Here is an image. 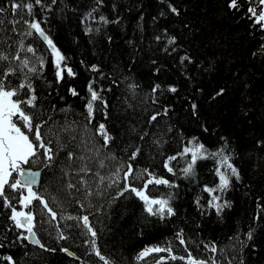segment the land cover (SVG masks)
I'll list each match as a JSON object with an SVG mask.
<instances>
[{"label": "trees", "instance_id": "16d2710c", "mask_svg": "<svg viewBox=\"0 0 264 264\" xmlns=\"http://www.w3.org/2000/svg\"><path fill=\"white\" fill-rule=\"evenodd\" d=\"M11 3L12 0H0V7L6 9L0 13L5 18L0 30V52H19L22 59L31 61V67L36 63V57L20 51L22 42L24 48L34 47L37 55L45 57L44 79L34 81L38 95L48 97L45 103H55L57 108L71 105L75 113L84 112V101L80 96L72 97L67 89L69 85L74 86L81 96H85L87 82L98 76L87 69L93 64L98 65L105 74V79L99 83L105 89H112L103 95L110 105L109 123L116 136L112 146L116 155L127 161L133 147L138 145L140 155L135 161H130L134 169L147 168L179 187L148 186V194L156 198L174 194L172 206L177 215L160 220L148 216L143 203L131 193L113 199L118 192L116 186L106 188L108 181L100 184L93 175L98 170L95 157L87 162L92 171L79 175V160L67 167V160L52 163L48 168L38 163L33 170L42 169L41 184L34 190L45 198L49 194L56 197L58 203L51 204L50 201V204L58 214L57 219L50 226L45 224L46 231L37 232L45 245L42 249L17 239L22 230L12 227L11 231H6L11 227L8 219L10 210L4 209L0 201V243L4 244L0 248V264H8L2 257L9 255L16 264H82V261L103 264L98 257L86 255L90 245L85 241L91 239L90 236L81 235V228L65 227L77 224L75 220L61 218L68 215L89 216L97 230V243L102 254L114 259L116 264H155L156 258L161 256L166 258V264H185V261L167 259L166 252L153 253L144 261L134 260L145 246L163 245L166 240H173L174 254L186 257L183 246L174 239L180 228L184 229L186 239L211 240L223 246L229 244V237L239 232V240L244 241V246L234 240V250L226 249L224 254L231 264H264V208L260 207L264 206V145L257 143L264 141V52L259 51L264 44L261 39L264 31L258 30L259 25L253 27L254 21L245 15L248 5L244 0H240V11L228 9L226 0H166L165 3L160 0H104V5L94 15L98 17L103 13L109 20H119V23L85 22L93 29L99 28L98 33H86L85 23H82L84 15L94 6V0H57L51 5V11H41L36 6L35 18L42 21L41 26L69 58L66 61L68 66L77 73L75 78L66 76L59 86L55 83L53 58L46 43L34 31L32 36L25 35L28 27L24 21H31L32 17L26 13L22 16L17 10L15 19L20 22L15 25L9 23L13 19ZM44 3L51 4V0H44ZM168 3L179 10L178 16L169 10ZM156 36H161V39L157 41ZM169 36L176 37L175 45H167ZM165 47H168V52L163 51ZM173 48L176 51H172ZM254 52L257 54L253 55ZM185 55L191 58V62L181 64L180 57ZM7 63L4 62L5 65ZM19 63L13 61L12 65ZM125 76L129 79L125 80ZM9 80L13 86L20 82L15 76ZM112 80L116 83L113 84ZM46 81L52 82L51 87L41 92V85ZM133 82L140 86L137 92L141 96L150 93L154 84H161L165 90L162 94L159 91L155 94L158 103L152 104L149 96L146 104H135L129 108L126 96L129 95L128 85ZM168 86H175L178 91L168 92ZM57 87L59 96L55 91ZM220 89H224L223 95L216 96ZM48 92L52 95L48 96ZM60 96L64 99L60 100ZM193 103L197 105L196 115L191 108ZM165 106L169 108L168 115L160 116L158 123L149 125L147 116L156 110L163 111ZM145 107L149 108L148 113L144 112ZM62 115H54V118L60 120ZM72 118L82 119L75 114ZM132 127L135 132L129 131ZM144 132L148 134L140 139ZM193 137L211 151L224 144L221 139L224 137L233 154L231 162L240 171L241 179L236 181L233 178L230 190L222 194L224 199L233 202L231 210H225L222 218L214 210L206 209L202 215L194 202L200 198L201 204L206 205L209 196L203 192L204 186L214 187L218 183L216 161L198 160L194 178H185L180 172L190 156H178L171 161L175 176L164 167L167 157L177 155ZM156 140L160 143H154ZM122 148H127V151H121ZM106 151L101 149V155ZM63 156L61 152L60 157ZM99 171L101 175L110 174L109 168ZM82 178L87 185L81 183ZM69 183L76 187L68 188ZM142 183L143 180L138 181L137 186ZM120 186L123 187L122 184ZM98 188L103 190V195L96 194ZM88 190L92 195H86ZM13 203L22 210L17 201ZM38 203L34 202L33 207ZM257 215L259 219H256ZM249 228L255 229L251 241H247L245 235ZM60 231L68 237L67 240L58 239ZM65 247L80 259L61 251ZM189 250L198 258L212 255L205 254L202 245L198 250L189 244Z\"/></svg>", "mask_w": 264, "mask_h": 264}, {"label": "snow or ice", "instance_id": "6c2138e0", "mask_svg": "<svg viewBox=\"0 0 264 264\" xmlns=\"http://www.w3.org/2000/svg\"><path fill=\"white\" fill-rule=\"evenodd\" d=\"M161 3H165L166 0H160ZM57 0H51V4H45L44 0H12L11 10L13 13V19L9 23L15 25L20 21L15 19V13L20 10L21 15L27 14L32 17L31 21L25 20L28 30L25 35L32 36L33 31L37 34L39 39L44 41L47 48L50 50V55L53 58L52 67L55 75V83L59 86L65 81L66 76L68 78H75L77 73L73 71V68L68 66L66 61L69 59L54 43L52 37L46 32L45 28L41 26L42 21L36 19V13L34 11L36 6H39L41 11L47 9L51 11V5L56 4ZM244 3L248 5L245 15L249 19H252L253 27L259 25V31H264V0H244ZM104 5V0H94V6L88 11L83 19L82 23L86 21H96L104 25L109 23H119V20H109L107 16L101 13L98 17L94 14L99 11V7ZM226 7L230 10L240 11L242 4L240 0H226ZM115 5H113V9ZM169 10L179 15V10L168 3ZM4 7H0V13L5 12ZM250 14V15H249ZM161 15H164L161 12ZM4 17L0 16V30L4 23ZM142 19V17H141ZM13 27V31H15ZM86 33H92L93 31L99 32L100 29H93L90 25L85 23ZM165 35H167L165 30ZM111 39V38H109ZM155 39L159 41L161 36H156ZM264 40V37H261ZM176 37H167V45H175ZM20 51H26L32 53L36 57V63L29 67L31 61L27 58L22 59L19 52L7 53L0 52V201L4 209H9L8 219L11 221V227H7L6 231H11L12 227L18 230H22L17 239L29 240L31 243L38 245L44 249L45 245L41 243L38 238V231H46L45 224L49 226L53 221L57 219V212L54 211L51 204L58 203L55 196L49 194L48 198L45 195L38 194L34 188L41 184V171L42 169L33 170L38 163H42L43 168H48L52 163H62L67 160V166H71L72 162L79 160L81 165L77 171L79 173H89L92 171L88 167V161H91L94 157L98 164V170L93 173L98 178L99 183L103 184L108 181L106 188L116 186L118 189L117 196L113 199L123 197L125 193H131L143 203V210L150 217H158L160 220L171 219L177 215L176 209L172 206V200L174 194H168V196L156 198L153 195L148 194V186L164 185L169 188H176L179 185L174 182L158 177L154 172L149 171L147 168L134 169L133 164L130 161H135L140 155V147L137 145L133 147L131 155L128 160H124L123 157H118L112 146L116 141V136L113 134L114 129L110 130V105L106 97L103 95L105 91L111 92V88L105 89L100 83V80L105 79V74L102 72L98 65H91L87 70L93 73H97L98 76H94L89 79L86 84V95L81 96L80 92L74 86H68V92L72 97L80 96L84 101V112L75 113V109L71 105H65L57 108L55 103H45L48 97L38 95L37 86L35 84L36 79L43 78V69L46 64V59L43 55H37V49L34 47H23L21 42ZM163 51L168 52V47H165ZM172 51H176L175 48ZM259 51L264 52V44L261 45ZM257 53H253L256 55ZM13 61H19L16 66L12 65ZM185 61L191 62V58L187 55L180 57V63ZM4 62H8L7 65ZM155 63V61H153ZM83 64V61H81ZM37 65L39 67H37ZM27 69V71H25ZM159 69H157V72ZM18 77L20 82L15 86L11 84L9 77ZM111 79V76L108 77ZM125 80L129 77H123ZM7 81V83H6ZM113 84L115 80L111 81ZM52 82L46 81L41 85V92L45 88H50ZM140 86L133 82L128 85L129 95L126 96V102L129 108H133L135 104L144 105L147 103L149 96L152 98V104L158 103L156 93L159 91L161 94L165 90L161 84H154L150 93H145L141 96L137 89ZM168 92L176 93L178 89L175 86H168L166 89ZM56 94L59 96V87L55 89ZM224 89H220L216 96L223 95ZM52 92H48V96H51ZM60 100L64 97L60 96ZM193 115H196L197 105L193 103L191 105ZM144 112L148 113L149 108L145 107ZM169 113L168 107H163V111H153L147 116V123L151 125L153 122H159L160 116H167ZM62 115V119L57 120L54 115ZM73 114L82 117V119H73ZM99 115V119H98ZM207 131V129H204ZM130 132H135L134 127L129 129ZM169 131L171 128L169 127ZM148 133L144 132L140 139H143ZM79 136V140L77 137ZM224 140V144L218 147L217 150L211 151L206 145L199 141L198 138H191L186 145L182 147V150L177 155L167 157L164 167L168 173L173 176L176 175V171L171 166V161L177 159V157L190 156L186 167L180 169L185 178L195 177L196 164L198 160L212 159L216 161L217 166L215 168V174L218 177V183L214 187L204 186L203 192L207 193L209 199L205 204H201V199L197 198L194 202L197 208L203 215L205 210H214L218 217L223 216L225 210H231L233 202L222 197L223 193L230 190L232 186V179L236 181L241 179L239 169L231 162L233 154L228 149L227 140ZM154 143L159 144L160 141L156 140ZM258 145H264V141H258ZM131 146V145H129ZM101 149L107 150L104 155H101ZM121 151H127V148H122ZM63 152L64 156L60 157V153ZM90 153V155H87ZM59 157V160L57 159ZM107 162V163H106ZM110 169V174L101 175L99 169ZM121 173L122 176H121ZM15 174V176L13 175ZM145 177H148L145 179ZM143 180V183L137 186V182ZM81 183L87 185V181L81 179ZM123 185L121 187L120 185ZM68 188L76 187L75 184L69 183ZM26 192V194H25ZM19 193V195H15ZM96 194L103 195V190L97 189ZM86 195H92L91 190H88ZM17 201L23 206L26 211H20L13 203ZM51 201V204H50ZM34 202H39L33 207ZM83 208L84 205L81 204ZM91 207V204H89ZM264 208V206H260ZM39 216V220L37 217ZM66 220L77 221L76 225H65V227H78L83 231L81 235L90 236L91 239L86 240L85 243L90 245V250L86 252V255H94L98 257L103 264H116V261L109 256L102 254L101 247L97 243L98 233L93 224L89 220L88 215L83 216H71L61 217ZM259 219V215L256 216ZM39 224V228L37 225ZM58 227V225H57ZM199 227V225H197ZM255 229L249 228L246 232L247 241L253 240ZM26 233L27 235H24ZM58 239L67 240L68 237L64 235L63 231L58 234ZM174 239L178 241V244L183 246L187 256L176 255L173 253V240H166L163 245L157 244L153 246H145L140 252L136 254L134 260L144 261L153 253H168L167 259L176 261H185V264H231V260L225 256L226 249L234 250L235 245L232 241H239L244 246V241L239 240V232L236 235L229 237V244L226 246L217 245L215 241H194L189 238H185L184 229L180 228L174 234ZM189 244L195 246L196 249H200L203 246L205 254L211 253L212 255H204L202 258H198L193 255V252L189 250ZM4 244L0 243V248H3ZM48 250V249H45ZM54 251V249H52ZM61 251L65 252L68 256L76 257L75 252L69 251L68 248H62ZM222 257V258H218ZM2 259L8 261V264H16V261L12 256H4ZM82 264H91V262L82 261ZM155 264H166L165 257H157Z\"/></svg>", "mask_w": 264, "mask_h": 264}, {"label": "water", "instance_id": "95a60500", "mask_svg": "<svg viewBox=\"0 0 264 264\" xmlns=\"http://www.w3.org/2000/svg\"><path fill=\"white\" fill-rule=\"evenodd\" d=\"M41 174H42V171H41ZM40 180H41V178H40ZM40 186V185H39ZM39 186H36L34 189H37ZM29 244H31V245H34V246H37L38 247V245H35V244H33V243H31L29 240H26Z\"/></svg>", "mask_w": 264, "mask_h": 264}, {"label": "rangeland", "instance_id": "374dc122", "mask_svg": "<svg viewBox=\"0 0 264 264\" xmlns=\"http://www.w3.org/2000/svg\"><path fill=\"white\" fill-rule=\"evenodd\" d=\"M14 175H15V174H14ZM25 194H26V192H25ZM21 207H22V210H21V211H24V210H23V209H24L23 206H21Z\"/></svg>", "mask_w": 264, "mask_h": 264}]
</instances>
